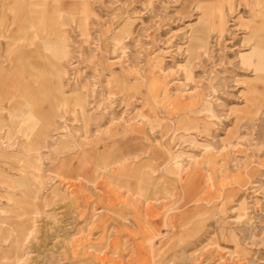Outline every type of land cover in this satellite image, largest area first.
<instances>
[{
    "label": "rangeland",
    "instance_id": "obj_1",
    "mask_svg": "<svg viewBox=\"0 0 264 264\" xmlns=\"http://www.w3.org/2000/svg\"><path fill=\"white\" fill-rule=\"evenodd\" d=\"M218 1L220 29L212 14L202 17ZM18 3V17L0 20V94L5 82L10 91L48 93L38 106H54V116L38 128L17 98L0 102V264H264V84L242 63L256 45L245 25L264 35V0H231V9L224 0ZM78 96L91 109L92 132L117 129L101 136L118 159L127 151L116 135L147 145L109 166L126 175L79 184L61 160L68 178L51 175L59 139L86 141ZM29 140L42 145L36 151ZM29 153L41 155L36 164ZM145 158L150 167L131 172ZM23 166L42 177L30 179L29 193L28 184H4ZM149 169L145 200L124 185L135 187L131 174ZM175 171L184 181L175 182ZM22 207L38 212L28 215L30 237L11 249Z\"/></svg>",
    "mask_w": 264,
    "mask_h": 264
},
{
    "label": "bare ground",
    "instance_id": "obj_2",
    "mask_svg": "<svg viewBox=\"0 0 264 264\" xmlns=\"http://www.w3.org/2000/svg\"><path fill=\"white\" fill-rule=\"evenodd\" d=\"M224 1L229 5V7H230L229 9H231V7H232V5L230 4L231 3V0H224ZM241 1H244V4H245V0H241ZM221 2L218 1L217 2L218 5H216L217 3L213 2V3H211V7L210 8L209 7H206L202 11V17L207 16L208 13H210V14H212L214 16V19L213 20L216 21L215 26L217 27V29L218 28L220 29L222 27V24H223V14L221 13V10H222L221 9ZM255 4H257V3H255ZM51 15L49 13H46L45 14V16H47V17H49ZM259 15H263V12L261 11V13H259ZM32 20L33 21H38L39 18H37L36 16H34L32 18ZM50 21H52V20H50ZM13 22H15V20ZM27 23H28V21H27ZM27 23L25 22V24H27ZM245 26H244L245 29H248L249 30V34H248L247 37L250 40L251 39L256 40V45L255 44H254V46L252 45L251 51L245 53L244 55H242V61H243L242 63L245 64L247 68H249V69L251 68L252 69V71L254 73V78L256 80H258V81H260V82H262L264 84V51H260L259 49H257V46H260V45H262L264 43V35L262 34V32H260V31L257 30V25H250V26L249 25H245ZM19 30L21 32L22 31V27H20ZM42 31H45V29H43ZM17 33H18V31H17ZM32 34L34 35V33H32ZM33 35H32V37H33ZM26 38L29 41V38L28 37H26ZM200 38H201V36H200ZM202 39H204V38H202ZM22 40L21 41L19 40V42L21 43ZM50 45H48L47 47H50ZM55 46H58V45L55 44ZM252 56H255L256 57L257 60L255 62H253L251 60L252 59ZM28 97H27L26 100H29ZM23 100L25 101V98H23ZM76 103L78 104V106H80V114H81L82 121L84 122V125H83L84 126V136H86V141L84 139V141L82 142L83 148L80 150L81 152L78 151V153H75V151L73 150L75 156L74 155H72V156H74V159L75 160H77L79 158L82 162H86L85 164H87V166L83 168L80 165L78 167L73 168L72 169V172L69 173V174H71L69 176H75L76 178H78L79 184L82 183L81 181H84L86 183L87 182L93 183V185H94L96 183H100L101 182V179H103L104 176H105V178H109L110 181H114V174H111L112 172L111 173L109 172L111 170L109 168V166L111 164L113 165L114 163H116V162H118L120 160L125 159V157H121L120 159H118V155L119 154L116 152V149L113 147L112 144H110L109 146H103L101 144L100 141L102 139H104L101 135H103V134H105L107 132L109 133V131L105 132V130H104V132H103V130L100 129L101 128V125L100 124L99 125L98 124L96 125V128L97 129H96V131H94V135L92 134L93 136L92 137L90 136V133H91L90 121H91V118L92 117H91V112L89 110H91V109H89L88 106H86L87 103L85 102V98L83 96H78L77 97V100H76ZM61 113H62V115H60V114L58 115L59 119H60V117L63 116V111H61ZM37 116L38 117H41V115H39V114H37ZM113 127H115V126H113ZM126 128H123V130L125 131ZM112 129H114V128H112ZM121 129H122V127H121ZM106 130H109V129H106ZM110 131H111V134H112L115 131H117V129L114 130V131L113 130H110ZM108 133H107V135L109 136L108 138H110V135L111 134L110 133L108 134ZM114 135H115V133L112 136H114ZM31 150H33V149H31ZM26 151H28V150H26ZM38 159H40V158H39V155L37 153H29V155H28V161H32V163L36 164V161H38ZM62 162H64V161H62ZM62 162H61V164H62ZM80 168H83L84 170L83 169H80ZM17 171L18 172H21V174L18 175V178L15 180V183L14 184H12V183L6 184L7 182H4V184L6 185V187L9 186L10 188L13 189L14 186H16L18 184H21V186H23L24 183H25L26 185L28 184V185H30V187H32L28 191V193H29L31 191V189H34V187H35V185L30 182V179L35 178L36 180H41V178H42L40 175H37L36 173H35V175H33L32 173H28L26 167H24V166L23 167H19V169H17ZM105 171H107L108 173L105 172ZM114 172H117V171L114 170ZM53 173L55 175H57L58 177L68 178V177H66L67 176L66 173H63V172L60 173V172H57V171H53ZM177 177H178V182H180L182 180V177L180 175H178ZM136 179L138 181V184H137L138 185V188H137L136 192L141 197H143V196L145 197L146 196L144 198L145 200L148 199L147 196H149L151 192L146 191L145 190V186H143V185L144 184H147L148 181H149V179H151V174L149 175V174H146V173H143L142 172L141 174L137 175V178ZM146 181H147V183H146ZM182 181H184V179ZM64 182L70 183L69 180H66ZM75 185L76 184H74V186ZM37 189H38V187H37ZM37 189H36V191H37ZM99 195H100L99 196L100 199L104 198V196H101V194H99ZM32 198H33V196H32ZM26 199H25V201H26ZM40 203H42L44 206H46L45 200H41ZM40 203H38V204H40ZM35 207H38V205H35ZM150 207H151V205H150ZM21 209H22V211H20V216L25 217V218L22 219L21 225L19 227H17V229L15 231V234H13V238L10 239V244L11 245H9L10 246L9 248H11V249H12V247H13V245L15 243H18L19 244L21 241H23V240H25V239H27V238L30 237L28 235L31 234V229L32 228H30L28 226L29 223H30V220L28 219V215H29V213L31 214V212H38L37 210L31 211V212H27L26 210H24L26 208H23V207ZM175 221H176V219H175ZM4 240H8V238L6 237ZM19 257H21V256H19ZM17 259H18V256H17Z\"/></svg>",
    "mask_w": 264,
    "mask_h": 264
},
{
    "label": "crops",
    "instance_id": "obj_3",
    "mask_svg": "<svg viewBox=\"0 0 264 264\" xmlns=\"http://www.w3.org/2000/svg\"><path fill=\"white\" fill-rule=\"evenodd\" d=\"M21 1H23V0H0V20L6 19L7 22L9 23V19L10 18L18 17L19 15H18L17 11L19 10V7H21L20 3H18V2H21ZM10 12H11V14H10ZM4 27H7V26H4ZM9 32L10 33H17V29L15 28L14 30H9ZM53 47L57 48V46H55L54 44H51L50 47H47V48L48 49H52ZM3 74L4 73L0 71V78H1V75H3ZM3 76L6 77L5 74ZM11 93H12V95H11ZM11 96L17 98L18 101H21L20 107H22V105H23V107L21 108V113L26 112L27 114H30L29 118H30V120L33 119L34 120V121L32 120L33 122H35L37 120L35 123H37V127L38 128L44 127V126H47V125L51 124V121H52L51 119L54 116L53 115V107L54 106L52 107L51 105H49L48 108L44 109V110L40 106H38L40 102H42L43 100H47L46 98H48V96H49L48 93L42 92L41 94H37V92L30 91L29 89L23 90L21 88V85H19V88L15 87V88H12V90L10 91L9 86H7V83L5 82L3 93L0 94V102L6 101L7 98H11ZM27 97L29 98V100H26ZM23 98H25V101L23 100ZM63 98L65 99V97H63ZM37 114L41 115V117H38ZM92 134L94 135V132H92V129H91V133H90L91 137L93 136ZM104 137L105 136H103V138ZM84 138L85 137L80 139L79 142H76L75 140H69V142H67L66 138H61V139L58 140L59 142L63 143V149L60 152V154L62 152H63V154H61L60 156L54 155L51 158V161L49 160L51 162L50 171H51V175L52 176H53V171L59 172L58 171V166H57L59 164V160H61V162L64 161V162H62V165L66 164L67 168H66L65 171H67L69 173L72 172V169L75 167V160H74V156L75 155H74L73 150L75 151V153H78V151H80L83 148L82 142H83ZM133 139H134V137H132L131 134L116 135L115 145H117L119 148H124V149H122V150H124V151H122V153H125V151H127V154L125 155V159L124 160H126L132 154L133 155L137 154L138 153L137 152L138 148H139L138 150H140V151H141V149H143V150L144 149L145 150L148 149L147 145L144 146L145 144L142 143V142L139 145H136V144L130 145V143H132ZM35 142H31L29 140L28 145L32 143V146H35V148H36L35 150L37 151V147L41 146L42 142H39V141H35ZM108 142L110 143V139L108 140V139L105 138V139L102 140V143L105 144V146H109L110 145ZM24 143H25V141H21V142L18 143V145H19V151H17L18 153L20 151H21V153L24 152V150L21 148V144H24ZM67 143H69V144H67ZM76 143H79L78 144L80 146L79 149H78V145H76ZM74 145H76V146H74ZM127 146L131 150H129V148L126 149ZM38 155H39V153H38ZM72 155H74V156H72ZM39 157L41 158V155H39ZM54 164L56 166L55 170H54ZM142 166L150 167V160L145 158L138 164H131L130 167H129V165L127 166V164H126L125 168L129 167L130 170H132L131 172H133L134 170H138V169L142 168ZM129 168H128V170H129ZM116 171H117V173H115V175H114V180H115V178L125 174V171L123 169H119V170L117 169ZM141 171L143 173H146V174H149V175L152 173V172H150V169H149V170H140L139 174L142 173ZM131 175L137 176L138 174H136V173L133 174L132 173ZM174 175H175L174 176L175 177L174 180H175L176 183H178V177L177 176L179 175V172L175 171ZM55 179L58 181L57 178H55ZM58 184L59 183H56L54 185V187L58 186ZM40 185H41V181H40ZM124 187L127 188V191L131 190L132 192L135 191V193H137L136 192V190L138 188L137 184L135 185V187H131L130 185H127V184L124 185ZM41 189H42V187H41ZM40 193H42V190L40 191Z\"/></svg>",
    "mask_w": 264,
    "mask_h": 264
}]
</instances>
